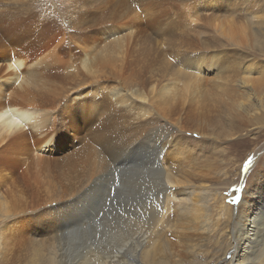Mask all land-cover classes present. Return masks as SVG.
I'll return each instance as SVG.
<instances>
[{
  "label": "rangeland",
  "instance_id": "obj_1",
  "mask_svg": "<svg viewBox=\"0 0 264 264\" xmlns=\"http://www.w3.org/2000/svg\"><path fill=\"white\" fill-rule=\"evenodd\" d=\"M8 1L0 0V5L6 6V8L0 6V19L8 20V16L6 15L7 13H11L14 6L15 8L16 6H21L20 9H25L26 14L23 15V17L26 19L24 20V18L22 17V21L19 20L17 21V23L13 22L11 24L8 23V25H10L5 26L3 28L4 31H0V42H2V39L5 40V42L7 41L8 44L12 46V48L10 47V50H7L8 53L6 54V56L11 55L12 57L13 55H16V52H10L12 50L19 51L21 58L23 57L22 59L24 60V62L26 61V64H32L36 59V63H39H35L36 65H38L36 66L37 72H39L40 70L39 73L43 71L41 75L43 74L44 76L48 75L50 77H53L52 80L54 82L56 81L55 86L59 90L65 91L70 87V90H67V93H70L69 95L65 96L67 98L64 97L57 101L59 102L58 104L56 102L54 104L41 105L42 103H39L38 105H32V107L35 108L36 113L38 112L39 117L42 116L45 122V129H47L48 131L45 132L46 130L44 129V136L42 135V133L37 131H34V134L36 132L35 135H33L32 131H25V133L20 135L21 140L23 136H26L25 138L23 137L22 143L24 144V147L28 148L30 146V149L28 148V151L21 154V171L18 174L16 173L17 175H14L16 176L15 178L14 176H11L9 181L6 180L8 182L7 184L0 186L1 193L7 190L8 193L11 192L10 194L13 195L12 196L10 194H7L8 202L14 201V199L16 198L15 196H20L22 199L20 201V208H22V212H20L19 216L16 218L19 221L18 230L21 233L15 232L13 229V225L17 226L16 221L13 222V219L8 218V216H0V264H24L23 260L18 258L14 259L13 254L15 253L17 247L16 239L19 237L18 241L26 244L24 237L28 236H23V234H25L27 231L32 232L34 229H36L34 220H30V218H28L31 217V215L34 216V214H31L29 211H27L29 210L28 204H31L30 202L32 200H36L38 198L37 193L36 196H34L32 187L39 193L40 196H43L49 188V190L52 189L50 192L59 190L62 187L63 189L64 187L66 188L67 182H65L66 184H64L63 181L72 179L78 187L77 189H74L77 191V195L80 196L82 194L81 192H84V194H82L83 196L76 199L75 204L73 205V211L75 212L74 218L79 225H77L76 227L79 228L80 231L78 230V235L79 237H81V239H78V244L76 243L80 247V249L76 251H79L78 253H76V255H78L77 257L78 259H80L84 255V251L87 250L86 245L88 243L95 245V243L101 241L103 244H105V240L111 241L112 239L115 244H120L133 231V227L137 223L143 222L144 220L148 219L149 208L153 206V202L161 200L160 196L163 193L162 191H164L163 183L166 185V177L172 181V183L169 184V190H171L169 192L173 193H169L170 195L165 198L167 210L165 211V213H163L162 217L157 218V221H159L156 222V225L148 236L150 237L152 234V237H147L148 240L145 241V245L147 246V248L150 246L149 249L155 250L152 245L154 246V243L157 242L159 243V247L162 248L163 242L165 243L166 241H170L173 249L177 252L175 253L178 255L175 256L176 261L174 262H176V264H189V262L190 264H203V261H206V264H227L232 251V244H229L230 242L227 232L233 224L234 216L237 212V204L239 202V199H241L242 197V192L248 189L255 175L260 172L261 169V172H263L264 170V108L250 107L248 111L245 110V112L240 110L239 107L241 106V104L238 102L243 101L241 93H245L246 95L243 97H249V101L251 103L252 97H255L252 94H254L257 89L261 90L264 86V0H253V3H251L250 6L247 3L241 5L240 2H242V0H235L233 1V3H235L236 5L232 7H230V5L225 2V0L222 3L220 0L216 2L209 0H130V2L129 0H122L123 2H121V0H92L90 1V4H88L90 7L92 6L91 4H93L92 8L90 9V11L92 12L85 11L84 8L82 10H79L76 7V0ZM126 1L127 4L129 3L128 7L126 6ZM11 2L13 3V7H11ZM101 2L106 3V5ZM120 4L122 5L119 6ZM102 5H104V9L105 7L107 8L104 10L102 8ZM99 6L101 8H99ZM46 7L48 8V10L46 9ZM9 8H11V10ZM93 8L95 9V11L93 10ZM97 8H99L101 12ZM35 9L36 12L34 13L33 11H35ZM107 9L109 12H112L109 13ZM45 11L46 13H44ZM47 11H50V14ZM119 11L121 12L120 14H118ZM39 12L41 13V15H39ZM114 12H116L117 14ZM47 13L48 16H46ZM102 14H107L108 16H111L112 19L115 18L113 17L115 14V16H118V18L116 17V20L113 19L114 21L111 20L112 22H110V20L103 19L104 16H102ZM97 15H101V18L100 16L95 17ZM56 17H58V20ZM94 17L97 19H95ZM45 18H47L48 20L46 19L45 21ZM52 18H54V21H56L57 24L52 20L49 25V21ZM93 18L95 19V21L93 22L95 23V26L93 28H90L89 31L88 29H86V31L83 30L81 31V33L75 31L74 29H71L75 25H72L70 23H75L78 25L86 22L87 20L88 22H91L92 20H94ZM102 21H104L105 23H103ZM234 21L238 23L237 29L233 27ZM101 22L103 25L101 24ZM59 24L60 26H58ZM98 24L100 25L96 28V25ZM225 24L226 26H228V28H226ZM66 26L72 27H70L69 29V27L67 28ZM60 27H63L64 29H61ZM205 27L207 28L203 31L202 28ZM250 27H253L254 29L250 30ZM63 30L71 32L70 34H67L69 38L72 39V41H75L74 43L76 44H74L71 39L67 38V34L63 35ZM126 30L130 31V35L124 36L123 42L126 38L127 40L125 42L129 45L126 49L128 53L125 52L126 57L124 56L123 62L119 67L120 69L116 70V72L118 71V73L110 71L109 69H105V67H108V65H105V63H101V61H98L100 62H97L96 65L98 70H102L104 68L103 71H105L107 75L104 72L103 77L101 79H98L99 83L97 82V80H90V78H88L79 68L80 57L82 56V51H80L79 45L84 43H86L84 45H93L95 43L93 46H96V44L98 43V47H100V45L103 44L104 41V39L102 38L103 32L111 31L113 35H116L115 37H122V32ZM210 30L212 33L220 37L221 41L219 46L213 48L214 51H211V48L207 47L208 45H206L203 41L207 40V38L213 35L211 32H209ZM33 31L34 33L37 32L38 34H34ZM252 31L253 34H250V32ZM124 34L125 33L123 32V35ZM86 36L88 39H90L88 40L86 38V41H84V38ZM63 38L66 39L63 40ZM79 38L82 41H80ZM129 38L130 41L128 40ZM66 40H68L69 44ZM60 42H62L63 45L60 44ZM71 44H74L75 47ZM2 45L3 44L0 43V46ZM59 47L63 49L61 50ZM162 47H165V49H163ZM26 48L28 50H26ZM63 52H66V54L64 55ZM196 53L198 54L197 56L195 55ZM2 54L3 50L0 49V55ZM66 55H69V57H67ZM6 56H0V66H2L0 67V71L3 70L2 68L4 67L3 64L5 61L4 57ZM74 57L77 58L75 62ZM71 58L73 59L72 64L71 62H69ZM39 59L42 60L40 61ZM44 59H46L47 64L50 61L48 67L47 64L44 63ZM26 64L23 65V68L26 67ZM50 64L51 68H49ZM52 64L54 67L52 66ZM208 64H210L211 66ZM70 66H72L73 68L75 67L74 70L76 71V76L72 75L73 78H71L72 76L67 73V68ZM246 66L250 67L248 68V70H250L249 74L245 71L242 72V68ZM52 67L55 69H53ZM164 67L165 69H163ZM215 69L220 70L219 73L223 78H228L227 80L229 81L235 79H238L239 81L242 80L245 85V88L241 86L236 87V85L235 87H233L234 85L232 84L231 86L229 85L231 87L229 88L230 91H233V88L234 90H236V92L239 93V95H241V97H236L233 103H231L229 115L230 122L228 124H224L225 127H227L226 125L229 124L233 125H230L231 128L230 130H228V132H230H227L229 135L225 134L223 131L222 132L224 134H222L221 132L218 135H209L208 133H206V130H204V126L208 121L212 119V115L216 114L219 111L217 104L215 105L214 101L209 98L211 95L207 96L209 90L208 87H210V71ZM168 71L169 74H171V77L167 75L168 73L166 72ZM158 74L159 76H157ZM161 74L164 80L166 78L173 79L176 77L179 80H182L186 75L188 76V79L186 80L187 77H185L184 82L189 81V88H191V85L194 84L201 89L202 93L206 91V95L203 94L204 97L202 96L203 100L200 101L199 107H196L195 104L191 101L185 103L186 105L184 104L174 106L172 108L173 110H169L170 114L166 113V115L164 116L165 122H163V117H160L158 114L152 112L153 106L149 103L150 96L148 91L151 86L155 85L158 87L160 82L164 81L162 78H160ZM164 74L166 76H164ZM109 76L111 77L110 79ZM242 76L247 77L245 79H242ZM69 78L72 80L71 83L73 85L69 83ZM77 78L80 79L78 80ZM153 79L158 80V83H156L157 81L155 82ZM81 80L83 83L81 82ZM244 80H246V82H244ZM101 81L103 82V84ZM91 82L93 83L91 84ZM149 84L150 87H148ZM66 85L68 86V88H66ZM101 85H103V87ZM95 87L97 91H95ZM247 88H251V91H248ZM84 91H86V94L84 93ZM129 91L136 94V98L140 99V101L136 100V102H134L135 99H130L127 94V92ZM111 93H113L114 95ZM82 94L85 95L83 96ZM74 95L77 97V99L76 97L72 98V96ZM117 96H120L124 99L128 98V100H131V102L133 101L132 105L134 111H136L137 109L138 111L147 110V120L149 118L150 119L146 123H144L143 126H136L135 121H130L132 119H135L134 116L127 118L124 117V112L113 102V98H116ZM107 97L109 99H107ZM46 105L47 107H45ZM144 107H146L145 110ZM41 109L43 111H41ZM102 112H104V114ZM227 112L228 111L223 112V116H225V119L227 117ZM114 117L118 118L115 119ZM166 117L168 118V120ZM97 121H99V123ZM118 121H120V123ZM122 122L124 123V125L121 124ZM117 123L120 125H118ZM99 124L101 127L99 126ZM166 125L168 127H165ZM48 128H50V130ZM105 128L108 129L106 130ZM151 128L154 131H152ZM100 130H102L103 132ZM93 131L94 133H92ZM114 131L115 134H113ZM104 132L106 134H104ZM131 132L134 133L132 134ZM151 132L153 134H164L166 137H168V142L165 141L164 135L163 139L158 140L157 142H140L141 139H144L146 138V136L152 134ZM30 134L32 137L30 136ZM38 134H40V136ZM95 134L97 136L100 134V137L97 138ZM91 136H93V138ZM94 136L96 138V141ZM175 137L180 139V144L182 143V146L183 144H187V146L191 147L192 151H194L193 155L196 156L197 160H192L191 163L186 161L185 165H180L179 167L178 165H176L177 161L170 158L171 154L174 151L173 149L175 148L172 141ZM32 138L33 140H35V142H33ZM115 138L119 140H115ZM137 138L140 139L138 140ZM36 139L38 140L36 141ZM97 139L100 141H98ZM161 141L166 142L165 145H163L164 147H159ZM128 143H130L131 145ZM101 144L106 146L103 147ZM84 145L87 148H85ZM9 146L16 148V144H9ZM42 146L47 147L46 149H50V153L41 151L39 147ZM0 147V149H2L3 145H0ZM27 148L25 149L27 150ZM98 148H101V151ZM162 148L164 149L163 154L169 158L168 164L167 161L164 162L168 165L167 166L166 164H164V166L166 165V167L160 164L157 154L153 151V149ZM80 149H82L81 152L79 151ZM34 151H37L38 153L36 152L37 154H35ZM30 152H32V154H30ZM40 152L43 154L41 155ZM17 153L18 152L15 151L11 153L12 155H10L13 156ZM39 153L46 159L44 160V158H41V156H39ZM79 153L83 155L81 156ZM84 153L86 156L84 155ZM47 154L49 155L48 157ZM77 155H80L81 158H84L85 160L82 162V160L79 158L80 156L78 157ZM98 156L99 158L96 159V157ZM102 156L106 157L108 161L110 160L111 164L108 161H105V163L108 165H103V163H101L102 159H100L102 158ZM36 157L41 158V160L37 159ZM62 157L65 160L62 159ZM91 157H93L92 160H90ZM68 159L72 162L69 163ZM93 159H95L96 162H94ZM66 160L68 162H66ZM53 161H55V163ZM92 161L93 163H98V161L100 162L98 164L92 165L91 163H89ZM62 162L63 164H68L63 165L61 164ZM58 163H60L61 168ZM89 165H92V167L95 166L96 168L98 167V165H100V169L106 166V169L103 168L100 171L99 167L97 169L94 167L95 169H93ZM101 165L103 167H101ZM69 166H71L70 170L73 168V171L71 170L73 173H70ZM66 167L69 170V172H66L68 175L64 173L65 171H68L66 170ZM85 170L86 172H84ZM104 170L109 172H107L106 174V171ZM0 171L4 172V169ZM7 171L9 170L7 169ZM185 171L187 172L186 174ZM20 176H23L22 178L25 179L19 178ZM75 176L77 177L75 178ZM17 177L18 179H16ZM151 178L154 179L152 180ZM15 179L16 181H14ZM26 179L28 181L27 183L24 182L26 181ZM58 182L60 184L63 183L65 186L63 184L60 185ZM12 184L15 185L12 186ZM10 187L12 188V191L8 190ZM41 190H43L44 192ZM16 191L17 193H14ZM63 194L65 195L64 191L61 194L62 200H64L65 196H67V194L65 196ZM84 195L86 196L84 197ZM149 197H151L152 199ZM145 199H147L148 201ZM142 200H145L143 201L145 203H143ZM196 201L198 202L196 203ZM1 202L2 199L0 197V203ZM41 202L43 203L42 199ZM50 204H47L46 207H50ZM141 205L143 206L141 207ZM146 207L147 209H145ZM196 207H199V209H196ZM78 209L80 212H78ZM143 216L146 218H144ZM123 217L125 218L123 219ZM119 220L120 222L122 221V224L119 222ZM124 221L126 223H124ZM105 222L106 224H104ZM91 225H94L95 227ZM120 227L122 229H120ZM103 228L108 231H105ZM102 231H104L105 233ZM139 233L141 234V232ZM98 234H100V236ZM161 235L163 236V238L161 237ZM82 240H85L86 243H84L85 241L83 242ZM81 242L82 244H80ZM124 243L126 242L124 241ZM81 248H84V251L81 250ZM165 261L167 262V264L174 263L169 260L167 261V259ZM140 264L146 263L145 261L141 260Z\"/></svg>",
  "mask_w": 264,
  "mask_h": 264
},
{
  "label": "bare ground",
  "instance_id": "obj_2",
  "mask_svg": "<svg viewBox=\"0 0 264 264\" xmlns=\"http://www.w3.org/2000/svg\"><path fill=\"white\" fill-rule=\"evenodd\" d=\"M3 1V0H1ZM5 1V0H4ZM8 1V0H6ZM19 1V0H18ZM28 1V0H27ZM41 1V0H40ZM44 1V0H43ZM90 1L92 0H76V7L79 10H82L84 8L85 11H90V9L92 8L93 4H91L92 6L90 7L88 4H90ZM107 1V0H106ZM118 1V0H116ZM142 1V0H141ZM161 1V0H160ZM209 1H219V0H209ZM221 3L224 0H220ZM233 1L235 0H225L226 3H228L230 5V7L235 6L236 4L233 3ZM238 1V0H237ZM9 2V1H8ZM121 2H123L121 0ZM130 2V0H129ZM140 2V1H139ZM4 3V2H3ZM7 3V2H6ZM21 3V1H20ZM23 3V2H22ZM73 3V2H72ZM103 4L106 5V3L101 2ZM100 3V4H101ZM135 3V2H134ZM192 3V2H191ZM247 3L249 4V6L251 5V3H253V0H242V2H240V4H244ZM99 4V5H100ZM127 4V1H126ZM129 4V3H128ZM128 4L126 5L128 7ZM133 4V3H132ZM13 3L11 2V7ZM114 5V4H113ZM122 4H120L119 6H121ZM239 5V3H238ZM1 6V5H0ZM10 6V5H9ZM19 6V5H18ZM37 6V5H36ZM48 6V5H47ZM70 6V5H69ZM96 6V5H95ZM101 6V5H100ZM99 6V8H101ZM1 7H5L6 6H1ZM24 7V6H23ZM98 7V6H97ZM19 8V9H18ZM20 7H17L12 9L11 13H7L6 16H8V20H3L0 19V31H4V27L8 25V23H13L17 21H22V17L23 15L26 14L25 9H20ZM33 8V7H32ZM43 8V7H42ZM97 8V9H99ZM102 8L104 9V5H102ZM107 7H105L106 9ZM115 8V7H114ZM126 8V7H125ZM236 8V7H235ZM11 10V8H9ZM31 9V8H30ZM44 9V8H43ZM46 9L48 10V8L46 7ZM102 9V11H103ZM104 9V10H105ZM110 9V7H109ZM229 9V8H228ZM234 9V8H233ZM2 10V9H1ZM71 10V9H70ZM93 10L95 11V9L93 8ZM100 10V9H99ZM98 10V11H99ZM115 10V9H114ZM117 10V9H116ZM9 11V10H8ZM7 11V12H8ZM42 11V10H41ZM52 11V9H51ZM73 11V10H72ZM108 11V9H107ZM106 11V12H107ZM133 11V10H132ZM204 11V10H203ZM208 11V10H207ZM6 12V11H5ZM10 12V11H9ZM34 13L36 12L33 11ZM48 12V11H47ZM50 12V11H49ZM48 12V13H49ZM80 12H84V11H80ZM101 12V10H100ZM105 12V13H106ZM109 12V11H108ZM107 12V13H108ZM112 12V11H111ZM109 12V13H111ZM201 12V11H200ZM40 13V12H39ZM43 13V12H42ZM46 13V11L44 12ZM48 13L46 16H48ZM55 13V12H54ZM53 13V14H54ZM72 13V12H71ZM77 13V12H76ZM86 13V12H85ZM88 13V12H87ZM96 13V12H95ZM116 13V12H114ZM121 12L119 11L118 14H120ZM195 13V12H194ZM38 14V13H36ZM50 14V13H49ZM56 14V13H55ZM81 14V13H80ZM83 14V13H82ZM97 14V13H96ZM95 14V15H96ZM101 14V13H100ZM117 14V13H116ZM125 14V13H124ZM208 14V13H207ZM41 15V13L39 14ZM77 15V14H76ZM79 15V12H78ZM113 15V14H112ZM213 15V14H212ZM33 16V15H32ZM37 16V15H35ZM53 16V15H52ZM63 16V15H62ZM81 16V15H80ZM88 16V15H87ZM101 15H97L95 17H98ZM102 16H104L103 19L106 20H110V22H112L111 20L115 19L116 17L118 18V16H114L115 18L112 19L111 16H108L107 14H102ZM120 16V15H119ZM31 17V16H30ZM61 17V15H60ZM71 17V16H70ZM74 17V16H73ZM84 17V16H82ZM93 17V16H92ZM94 17V18H95ZM1 18V17H0ZM24 18V17H23ZM33 18V17H32ZM44 18V17H43ZM48 18V17H47ZM45 18V21L46 19ZM58 20V17H56ZM64 18V17H63ZM66 18V17H65ZM88 18V17H87ZM93 18V19H94ZM122 18V17H121ZM26 18H24L25 20ZM40 19V18H39ZM74 19V18H73ZM89 19V18H88ZM92 19V18H91ZM97 19V18H95ZM94 20H92L91 22H88V20L86 22H83L81 24H73L70 23L73 26V28L75 31L77 32H81L83 30L86 31V29L93 28L95 26V23H93ZM194 19V18H193ZM230 19V17H229ZM31 20V19H29ZM28 20V22H29ZM37 20V19H36ZM42 20V19H41ZM40 20V21H41ZM48 20V19H47ZM50 20V19H49ZM54 21V18H52L49 21V25L51 21ZM56 20V19H55ZM63 20V19H62ZM67 20V19H66ZM100 20V19H98ZM123 20V19H122ZM35 21V20H34ZM97 21V20H96ZM114 21V20H113ZM192 21V20H191ZM231 21V20H230ZM56 24L57 22L54 21ZM64 22V21H63ZM100 22V21H99ZM103 23H105L104 21H102ZM101 22V24H102ZM19 23V22H18ZM24 23V22H23ZM32 23V22H31ZM41 23V22H40ZM62 23V22H61ZM69 23V22H68ZM98 23V22H97ZM108 23V22H106ZM194 23V22H193ZM225 23V22H224ZM227 23V22H226ZM230 23V22H229ZM9 24V25H10ZM29 24V23H28ZM45 24V22H44ZM54 24V25H56ZM186 24V23H185ZM8 25V26H9ZM26 25V24H25ZM24 25V26H25ZM38 25V24H37ZM48 25V26H49ZM53 25V24H51ZM67 25V24H66ZM100 24L96 25V28L99 27ZM103 25V24H102ZM211 25V24H210ZM231 25V24H230ZM12 26V25H11ZM31 26V25H30ZM43 26V25H42ZM46 26V25H45ZM60 26V24L58 25ZM63 26V25H61ZM194 26V25H193ZM205 26V25H204ZM226 26V24H225ZM13 27V26H12ZM19 27V26H18ZM28 27V26H27ZM52 27V26H51ZM67 27V26H66ZM69 27V26H68ZM67 27V28H68ZM72 27V26H70ZM69 27V29H70ZM197 27V25H196ZM199 27V26H198ZM213 27V25H212ZM233 27L234 28H238V23L236 21L233 22ZM241 27V26H240ZM33 28V27H32ZM61 28V27H60ZM65 28V29H67ZM103 28V27H102ZM194 28V27H193ZM202 28L203 31L206 29ZM226 28H228V26H226ZM17 29V28H16ZM61 29H64L63 27ZM111 29V28H110ZM126 29V27H125ZM254 29L253 27H250V30ZM8 30V29H6ZM5 30V31H6ZM200 30V29H199ZM213 30V29H212ZM11 31V30H10ZM9 31V32H10ZM16 31V30H15ZM64 31V30H63ZM70 31V30H69ZM96 31V30H95ZM202 31V32H203ZM216 31V30H215ZM18 32V31H17ZM30 32V31H29ZM65 32V33H64ZM63 32L64 34L67 33H71V32H67V30H65ZM93 32V31H92ZM115 32V31H114ZM117 32V31H116ZM122 32V31H121ZM120 32V33H121ZM123 32L125 33L123 35ZM122 32V37H115L116 35H113V33L111 31H105L102 33V38L104 39L103 44L100 45V47H98V43L96 41V46L93 45H84L81 44L79 45V49L80 51H82V56L80 57V64H79V68L82 70V72L88 77L90 78V80H97L101 79L103 77V73L105 71L102 70H98L97 68V62L101 61V63H105V65L107 64L108 67H105V69H109L110 71H114L116 72L117 69H120L119 67L121 66L122 62H123V58L125 56V52L128 53V51H126V49L128 48V43L126 44V38L124 39L123 42V38L124 36H129L130 35V31L126 30ZM199 32V31H198ZM211 32V30L209 31ZM14 33V32H13ZM22 33V32H21ZM34 33V31H33ZM74 33V32H73ZM82 33V32H81ZM132 33V31H131ZM200 33V32H199ZM212 33V32H211ZM2 34V33H1ZM26 34V33H25ZM34 34H38L37 32ZM33 34V35H34ZM76 34V32H75ZM96 34V33H95ZM213 35H211L209 38H207V40H203L204 43L206 45H208L207 47L211 48V51H214L213 48H216L217 46L220 45V37H218L217 35H215L214 33H212ZM223 34V33H221ZM250 34H253V31L250 32ZM16 35V34H15ZM88 35V34H87ZM91 35V34H90ZM225 35V34H223ZM21 36V35H20ZM24 36V35H23ZM27 36V35H26ZM30 36V35H29ZM68 36V34H67ZM94 36V35H93ZM98 36V35H96ZM101 36V35H100ZM99 36V37H100ZM66 37V36H65ZM80 37V36H79ZM82 37V36H81ZM90 37V36H89ZM10 38V37H9ZM33 38V37H32ZM69 38V36L67 37ZM84 38V37H83ZM87 36L83 39L84 41H86ZM24 39V38H23ZM66 39V38H65ZM63 38V40H65ZM71 39V38H69ZM77 39V38H76ZM80 39V38H79ZM78 39V40H79ZM88 39V38H87ZM90 39V38H89ZM88 39V40H89ZM97 39V37H96ZM101 39V38H100ZM99 39V40H100ZM102 39V40H103ZM27 40V39H26ZM94 40V39H93ZM92 40V41H93ZM101 40V42H102ZM130 41V38L128 39ZM200 40V39H199ZM2 42H0L1 44H3L2 46H0V49L3 50V54L0 56H6V54L8 53L7 50H10V47L12 48V46L10 44H8V42L5 40H2ZM67 43L69 44L68 40H66ZM72 41V39H71ZM80 41H82L80 39ZM79 41V42H80ZM128 41V42H129ZM135 41V40H134ZM202 41V42H203ZM64 42V41H62ZM62 42H60V44H62ZM73 43L75 42L74 40L72 41ZM28 43V42H27ZM31 43V42H30ZM81 43V42H80ZM89 43V42H88ZM100 43V42H99ZM131 43V42H130ZM137 43V42H136ZM76 44V43H74ZM74 44H71L74 46ZM167 44V43H166ZM33 45V44H32ZM63 45V44H62ZM65 45V44H64ZM78 45V44H77ZM133 45V44H132ZM164 45V44H163ZM161 45V46H163ZM67 46V45H66ZM160 46V47H161ZM62 47V46H61ZM64 47V46H63ZM70 47V46H69ZM75 47V46H74ZM78 47V46H77ZM28 48V47H27ZM26 48V50H28ZM60 48V47H59ZM163 48V47H162ZM61 49V48H60ZM59 49V50H60ZM63 49V48H62ZM61 49V50H62ZM65 49V48H64ZM76 49V48H74ZM137 49V48H135ZM161 49V48H160ZM165 49V47L163 48ZM133 50V49H132ZM54 51V50H53ZM65 51V50H63ZM75 51V50H74ZM79 51V53H80ZM11 53L16 52L15 54L17 55H13L11 57V55L4 57L5 61L3 64V70L0 71V145H3L2 149H0V167L2 169H4V172L0 171V186L7 184L10 179L11 176H14L16 173L18 174L21 169V154L28 151V148L30 149V146L24 147L22 140L20 139V135L25 133V131H32L33 135L34 131L40 132L42 133V135L44 134V131L47 132L48 130L45 129V122L41 117H39L38 112L36 113V110L34 107H32V105H38L39 103L43 104H54L57 101H59L61 98H64L65 96L69 95L70 92L67 93V90H70V87L68 88V86L66 88H68L65 91L59 90L56 86L55 83L52 80L53 77L50 76H44L43 74L41 75V73L43 71L40 72V68L38 69L39 72H37V68L36 61L33 65L32 64H26L24 62V60L21 58L20 56V52L19 51H10ZM49 52V51H48ZM44 53V52H43ZM57 53V51H56ZM55 53V54H56ZM61 53V52H59ZM64 53V52H63ZM66 54V52L64 53V55ZM27 55V54H26ZM43 55V54H42ZM54 55V54H53ZM196 56L198 55L197 53L195 54ZM221 55V54H220ZM52 56V55H50ZM49 56V57H50ZM67 56V55H66ZM230 56V55H229ZM245 56V55H244ZM43 57V56H42ZM69 57V55L67 56ZM77 57V56H76ZM126 57V56H125ZM38 58V57H37ZM75 58V57H74ZM210 58V57H209ZM230 58V57H229ZM25 59V58H24ZM50 59V58H49ZM70 59V58H69ZM77 58L74 59V62L76 61ZM40 60V59H39ZM38 60V62H39ZM42 60V59H41ZM40 60V61H41ZM79 60V59H78ZM43 61H45L44 63L47 64L46 59H44ZM73 59L71 58V60L69 62H71L72 64ZM228 61V60H227ZM36 63V64H35ZM50 63V61H49ZM48 63V64H49ZM53 63V62H52ZM55 63V61H54ZM100 63V62H98ZM1 64V65H2ZM26 64V67L23 68V65ZM47 64V67H48ZM200 64V63H199ZM56 65V64H55ZM76 65V64H74ZM210 65V64H208ZM42 66V65H41ZM53 66V64H52ZM101 66V65H100ZM123 66V65H122ZM144 66V65H143ZM211 66V65H210ZM236 66V65H235ZM2 67V66H0ZM54 67V66H53ZM52 67V68H53ZM56 67V66H55ZM226 67V65H225ZM229 67V65H228ZM238 67V66H237ZM240 67V66H239ZM44 68V67H42ZM51 68V64L50 67ZM75 68V67H74ZM74 68L72 66L67 68V73L72 76L75 75L76 76V71L74 70ZM197 68V67H196ZM211 68V67H210ZM231 68V67H230ZM242 68V67H241ZM248 68L250 67H244L242 68V72H246L249 74ZM55 69V68H53ZM165 69V67L163 68ZM209 69V68H208ZM44 70V69H42ZM108 70V71H109ZM169 70V69H168ZM197 70V69H196ZM195 70V71H196ZM190 71V70H189ZM220 70L215 69L210 71L211 73V78L210 79V87L207 93V96H210L209 98L214 101L215 105L217 104V107L219 109V111L216 114L212 115V119L210 121L207 122V124L204 126V130H206V133H208L209 135H218L219 133H221L222 131L229 135L228 130H230L231 124L226 125L227 127H225L224 124H228L230 122V106L231 103H233V101L235 100L236 97H241L242 95V99L243 101H238L241 106L239 107L241 111H245L251 107H258V108H264V86L263 88L259 91L258 89L255 91L254 95L255 97H252L251 99V103L249 101V97H243L246 94L245 93H241V95H239L238 92H236V90H234L232 88L233 91H230L229 88H231V84L234 85L233 87L237 86H241L245 88V85L243 83V81H239L238 79L235 80H227L225 78H223L220 73ZM241 71V70H240ZM63 72V71H62ZM66 72V71H65ZM120 72V70H119ZM194 72V71H193ZM201 72V71H200ZM206 72V71H205ZM118 73V71L116 72ZM115 73V74H116ZM161 73V72H160ZM168 73L167 75L170 76L171 74H169V71L166 72ZM105 74L107 75V73L105 72ZM114 74V73H113ZM78 75V74H77ZM110 75V74H109ZM185 75V74H184ZM105 76V75H104ZM159 76V74L157 75ZM164 76H166L164 74ZM80 77V76H79ZM155 77V76H154ZM171 77V76H170ZM186 80L188 79V76L185 75ZM184 77V78H185ZM242 79H245L247 76H242ZM73 78V76L71 77ZM86 78V77H85ZM84 78V79H85ZM111 77L109 76V79ZM113 78V75H112ZM153 78V77H152ZM157 78V77H156ZM159 78V77H158ZM162 74H161V77ZM184 78L182 80H179L177 77L170 79V78H166L163 82H160V84L157 86L153 85L150 87V84L148 87L149 88V103L153 106V111L155 114H158L160 117L164 118L165 122V115L166 113L170 114V109H172L174 106H179V105H184L185 103L191 101L195 104L196 107H199V103L202 99V96L204 97L203 94H205L204 90L202 93L201 89L197 87V85L192 84L191 88H189L190 84L189 81L184 82ZM55 79V78H54ZM70 79V78H69ZM78 80L80 78H77ZM131 79V78H130ZM191 79V78H190ZM197 79V78H196ZM88 80V79H87ZM154 80V79H153ZM160 80V79H159ZM185 80V81H186ZM67 81V80H66ZM71 79H70V84L71 83ZM156 83H158V80H154ZM162 81V80H161ZM68 82V81H67ZM77 82V81H76ZM82 82V80H81ZM96 82V83H97ZM102 82V81H101ZM114 82V80H113ZM152 82V81H151ZM150 82V83H151ZM191 82V80H190ZM244 82H246V80H244ZM80 83V82H79ZM83 83V82H82ZM93 82H91L92 84ZM99 83V82H98ZM154 83V82H153ZM152 83V84H153ZM103 84V82H102ZM111 84V83H109ZM73 85V84H72ZM106 85V83H105ZM104 85V86H105ZM230 85V86H229ZM100 86V85H99ZM103 87V85H101ZM78 87V86H77ZM108 88V86H107ZM72 89V87H71ZM74 89V88H73ZM96 89V87H95ZM105 89V88H104ZM103 89V90H104ZM75 90V89H74ZM101 90V89H100ZM99 90V91H100ZM248 91H251V88H247ZM97 91V89L95 90ZM116 91V90H115ZM114 91V92H115ZM72 92V91H71ZM78 92V91H76ZM86 91H84L85 93ZM120 92V91H119ZM91 93V92H89ZM126 93V92H125ZM86 94V93H85ZM85 94H82L83 96ZM93 94V93H92ZM113 94V93H111ZM128 97L130 99H135L134 102H136V100L140 101V99L136 98V94H134L133 92H127ZM114 95V94H113ZM121 95V94H120ZM126 95V94H125ZM206 95V94H205ZM81 96V95H80ZM79 96V97H80ZM88 96V95H86ZM91 96V95H89ZM76 97L75 95L72 96V98ZM112 97V95H111ZM67 98V97H65ZM83 98V97H82ZM93 98V97H92ZM77 99V97H76ZM106 99V98H105ZM107 99H109L107 97ZM113 102L115 103L116 106H118L124 113L123 116L124 117H131L134 116V120H130L135 121V125L140 127L141 125L143 126L144 123H146L147 117H148V111H138V109L136 111H134L133 109V105L131 100L124 99L120 96H117L116 98H113ZM63 101V100H62ZM111 101V100H110ZM142 101V100H141ZM144 101V100H143ZM107 102V101H106ZM112 102V101H111ZM59 102H57L58 104ZM62 103V102H60ZM106 104V103H105ZM111 104V103H110ZM137 104V103H136ZM60 105V104H59ZM112 105V104H111ZM139 105V103H138ZM145 105V104H144ZM147 105V104H146ZM150 105V106H151ZM186 105V104H185ZM47 107V105L45 106ZM115 107V106H114ZM136 107V106H135ZM148 107V106H147ZM41 108V107H40ZM49 108V105H48ZM140 108V107H139ZM146 107H144L145 110ZM39 109V107H38ZM37 109V110H38ZM116 109V108H115ZM142 109V108H141ZM228 109V110H227ZM255 109V108H254ZM51 110V109H50ZM53 110V109H52ZM140 110V109H139ZM149 110V109H148ZM170 110V111H169ZM173 110V109H172ZM41 111H43L41 109ZM46 111V110H44ZM48 111V110H47ZM102 111V110H101ZM110 111V110H109ZM121 111V113H122ZM151 111V110H150ZM169 111V112H168ZM224 111H228L227 112V117L225 119V116H223V112ZM52 112V111H49ZM100 112V111H99ZM106 112V111H105ZM111 112V111H110ZM119 112V111H118ZM246 112V111H245ZM47 113V112H46ZM104 114V112H102ZM120 113V112H119ZM118 113V114H119ZM114 114V113H113ZM152 114V113H150ZM167 114V115H168ZM225 114V113H224ZM252 114V113H251ZM43 115V114H42ZM47 115V114H46ZM109 115V114H108ZM117 115V114H116ZM115 115V116H116ZM104 116V115H103ZM153 116V115H152ZM151 116V117H152ZM60 117V116H59ZM100 117V116H99ZM106 118V117H105ZM109 118V116H108ZM111 118V117H110ZM115 118V117H114ZM118 118V117H117ZM115 118V119H117ZM120 118V116H119ZM123 118V117H122ZM121 118V119H122ZM124 118V119H126ZM167 118V117H166ZM100 119V118H99ZM107 119V118H106ZM120 119V120H121ZM102 120V119H101ZM109 120V119H108ZM107 120V121H108ZM114 120V119H113ZM129 120V119H128ZM156 120V119H155ZM163 120V119H162ZM168 120V118H167ZM170 120V119H169ZM103 121V120H102ZM106 121V122H107ZM122 121V120H121ZM99 123V121H97ZM117 122V121H116ZM120 123V121H118ZM124 122V120H123ZM121 123L124 125V123ZM156 122V121H155ZM169 122V121H168ZM94 123V122H93ZM101 123V122H100ZM105 123V122H104ZM150 123V122H149ZM154 123V122H153ZM96 124V123H95ZM118 124V123H117ZM151 124V123H150ZM160 124V123H159ZM166 124V123H165ZM172 124V123H170ZM51 125V124H50ZM107 125V124H106ZM120 125V124H118ZM132 125V124H131ZM155 125V124H154ZM174 125V124H173ZM231 125V126H230ZM91 126V125H90ZM97 126V125H96ZM100 126V124H99ZM98 126V127H99ZM116 126V125H115ZM129 126V125H128ZM146 126V125H145ZM149 126V125H148ZM87 127V126H86ZM94 127V126H93ZM101 127V126H100ZM103 127V126H102ZM106 127V126H105ZM120 127V126H119ZM127 127V126H126ZM133 127V126H132ZM153 127V126H152ZM162 127V126H161ZM165 127H168L167 125ZM51 128V127H50ZM50 128H48L50 130ZM54 128V126H53ZM91 128V127H90ZM95 128V127H94ZM157 128V127H156ZM154 128V129H156ZM170 128V127H169ZM45 129V130H44ZM52 129V128H51ZM87 129V128H86ZM103 129V128H102ZM106 129V128H105ZM104 129V130H105ZM108 129V128H107ZM106 129V130H107ZM111 129V128H110ZM119 129V128H118ZM121 129V128H120ZM152 129V128H151ZM235 129V128H233ZM53 130V129H52ZM122 130V129H121ZM170 130V129H169ZM102 131V130H100ZM109 131V130H108ZM116 131V130H115ZM115 131L113 134H115ZM129 131V130H128ZM133 131V130H132ZM145 131V130H144ZM152 131H154L152 129ZM156 131V130H155ZM167 131V130H166ZM103 132V131H102ZM119 132V131H118ZM143 132V131H142ZM158 132V131H157ZM222 132V134H224ZM228 132V133H227ZM30 133V132H29ZM67 133V131H66ZM90 133V132H88ZM94 133V131L92 132ZM99 133V131H98ZM97 133V134H98ZM101 133V132H100ZM110 133V132H109ZM129 133V132H128ZM132 133V132H131ZM134 133V132H133ZM132 133V134H133ZM152 133V132H151ZM155 133V132H154ZM172 133V132H171ZM32 134V133H31ZM30 134V136H31ZM104 134H106L104 132ZM159 134V133H157ZM150 134L148 136H146V138L141 139V141L143 142H149V141H153V142H157L158 140L163 139V135L162 134ZM232 134V133H231ZM230 134V135H231ZM29 135V134H28ZM40 136V134H38ZM56 135V134H55ZM88 135V134H86ZM93 135V134H92ZM96 135V134H95ZM119 135V134H118ZM121 135V133H120ZM154 135V136H151ZM157 135V136H155ZM173 135V134H172ZM171 135V136H172ZM233 135V134H232ZM29 136V137H30ZM44 136V135H43ZM97 136V135H96ZM102 136V135H101ZM138 136V133H137ZM26 137V136H25ZM24 137V138H25ZM32 137V136H31ZM87 137V136H86ZM93 138V136H91ZM100 137V134L97 136V138ZM105 137V136H104ZM112 137V136H111ZM130 137V136H129ZM132 137V136H131ZM140 137V135H139ZM177 137V136H176ZM174 138L173 141V145L175 146V148L172 150L173 153L171 154L170 158L177 161L176 165H178V167L180 165H185L186 161H188L189 163H191L192 160H197L196 156H194V151H192L191 147L187 146V144H180V139L178 138ZM219 137V136H218ZM37 138V137H36ZM95 138V136H94ZM103 138V137H101ZM106 138V137H105ZM122 138V137H121ZM120 138V139H121ZM127 138V136H126ZM125 138V139H126ZM134 138V137H133ZM167 138L164 135V139L165 141H167ZM186 138V137H185ZM217 138V137H216ZM39 139V138H38ZM36 139V141L38 140ZM85 139V138H84ZM110 139V138H109ZM117 138H115L116 140ZM138 139V138H137ZM140 139V138H139ZM138 139V140H139ZM172 139V138H171ZM33 140V138H32ZM93 140V139H92ZM98 140V139H97ZM105 140V139H104ZM119 140V139H117ZM127 140V139H126ZM170 140V139H169ZM28 141V140H27ZM96 141V138H95ZM94 141V142H95ZM100 141V140H98ZM97 141V142H98ZM102 141V140H101ZM109 141V140H108ZM124 141V139H123ZM128 141V140H127ZM130 141V140H129ZM134 141V140H133ZM132 141V142H133ZM165 141H161L160 146L165 145ZM33 142H35V140H33ZM80 142V140H79ZM96 142V143H97ZM168 142V141H167ZM170 142V141H169ZM32 143V142H31ZM84 143V142H81ZM101 143V142H99ZM112 143V142H111ZM120 143V142H119ZM9 144L14 145L16 144V148L9 146ZM46 144V143H45ZM90 144V143H89ZM95 144V143H94ZM105 144V143H104ZM126 144V143H124ZM130 144V143H128ZM149 144V143H148ZM93 145V143H92ZM103 147H105L103 144H101ZM131 145V144H130ZM9 146V147H8ZM46 146V145H45ZM85 146V145H84ZM110 146V145H109ZM113 146V145H112ZM120 146V145H118ZM149 146V145H147ZM60 147V146H59ZM97 147V146H96ZM111 147V146H110ZM138 147V146H137ZM142 147V146H141ZM164 147V146H163ZM1 148V147H0ZM27 148V150L25 149ZM41 151L43 152H47L50 153V149H46L47 147H39ZM75 148V147H74ZM81 148V147H80ZM85 148H87L85 146ZM92 148V147H91ZM156 148V146H155ZM158 148V147H157ZM73 149V148H72ZM89 149V148H88ZM93 149V148H92ZM99 149V148H98ZM97 149V150H98ZM101 149V148H100ZM99 149V150H100ZM130 149V147H129ZM150 149V148H149ZM82 149H80L79 151L81 152ZM85 150V149H84ZM112 150V149H111ZM145 150V149H144ZM148 150V149H147ZM152 150V149H151ZM163 148L162 149H153V151L157 154L158 158H159V162L161 165L164 166L165 161H167V164L169 162V158L163 154ZM17 151L18 153L11 156L12 152ZM31 151V150H30ZM54 151V150H53ZM71 151V150H70ZM74 151V150H73ZM94 151V150H91ZM101 151V150H100ZM106 151V150H105ZM33 152V151H32ZM32 152H30V154H32ZM37 151H34L35 154ZM76 152V151H75ZM84 152V151H83ZM108 152V151H107ZM113 152V151H112ZM41 153V152H40ZM39 156H41L43 153H41ZM66 153V152H65ZM77 153V152H76ZM87 153V152H85ZM84 153V155H85ZM100 153V152H99ZM11 154V155H10ZM34 154V155H35ZM81 155V153H79ZM98 154V153H97ZM103 154V151H102ZM101 154V155H102ZM64 155V154H63ZM76 155V154H75ZM79 155V156H80ZM83 155V154H82ZM81 155V156H82ZM100 155V156H101ZM106 155V154H105ZM155 155V154H154ZM38 156V157H39ZM45 156V155H44ZM49 155L47 154V157ZM65 156V155H64ZM78 156V155H77ZM78 156V157H79ZM81 156L79 157L82 162L85 160L84 158H81ZM86 156V155H85ZM88 156V154H87ZM107 156V155H106ZM111 156V155H110ZM46 157V156H45ZM68 157V156H67ZM65 157V158H67ZM116 157V156H115ZM37 158V157H36ZM41 158H44L43 156H41ZM41 158H37L39 160H41ZM55 158V156H54ZM93 157L90 158V160H92ZM99 158L96 157V159ZM113 158V157H112ZM46 158H44L45 160ZM50 159V158H49ZM62 159H64L62 157ZM72 159V158H71ZM89 159V158H86ZM102 159L103 165H108L105 163V161L107 162L108 159L106 157L100 158ZM155 159V158H154ZM43 160V159H42ZM65 160V159H64ZM78 160V159H77ZM51 161V160H50ZM60 161V160H59ZM63 161V160H62ZM69 161V159H68ZM66 160V162H68ZM75 161V160H74ZM94 162L95 159H93ZM91 163L92 165L94 164H98L100 161H98V163ZM42 162V161H41ZM45 162V161H44ZM47 162V161H46ZM55 163V161H53ZM72 161H69V163H71ZM110 164V160L108 161ZM116 162V161H115ZM172 162V161H171ZM195 162V161H194ZM26 163V161H25ZM79 163V162H78ZM88 163V160H87ZM24 164V163H23ZM50 164V163H49ZM52 164V163H51ZM57 164V163H56ZM60 165V163H58ZM63 164V162L61 163ZM68 164V163H65ZM63 164V165H65ZM77 164V163H76ZM83 164V163H82ZM80 164V165H82ZM86 164V162H85ZM84 164V165H85ZM166 164V165H167ZM174 164V163H173ZM25 165V164H24ZM53 165V164H52ZM58 165V167H59ZM73 165V164H72ZM71 165V166H72ZM92 165H89L92 167ZM114 165V164H112ZM166 165L164 167H166ZM175 165V164H174ZM44 166V165H43ZM67 166V165H66ZM69 166V170L70 167ZM74 166V165H73ZM72 166V167H73ZM76 166V165H75ZM87 166V165H86ZM88 166V167H89ZM100 165H98L99 167ZM105 166V167H106ZM160 166V165H159ZM168 166V165H167ZM172 166V165H171ZM261 166V165H260ZM264 166V165H263ZM262 166V168H263ZM95 167V166H94ZM94 167H92L93 169H95ZM97 167V168H98ZM101 167H103L101 165ZM103 167V168H105ZM115 167V166H114ZM61 168V165H60ZM91 168V169H92ZM96 168V169H97ZM102 168V169H103ZM116 168V167H115ZM119 168V167H118ZM7 169L9 171H7ZM29 169V168H28ZM63 169V167H62ZM80 169V168H79ZM85 169V168H84ZM100 169V167H99ZM100 169V171L102 170ZM106 169V168H105ZM123 169V168H122ZM66 170H68V168L66 167ZM65 171L64 173L67 174ZM73 171V168L71 169ZM70 170V173L72 172ZM81 170V169H80ZM108 170V169H107ZM124 170V169H123ZM167 170V169H166ZM170 170V169H169ZM262 170V169H261ZM258 172L255 177L253 178V181H251L250 186L248 187L247 190L242 192V197L241 199H239V202L237 204V212L234 216V220H233V224L230 227L229 231L227 232L228 237H229V244H232V251L230 254V258L227 262V264H264V170L263 172ZM106 171V170H104ZM111 171V170H110ZM152 171V169H151ZM159 171V170H158ZM57 172V169H56ZM60 172V171H59ZM78 172V171H77ZM81 172V171H80ZM86 172V170L84 171ZM83 172V173H84ZM109 171H106V174ZM122 172V171H121ZM166 172V171H165ZM62 173V172H61ZM73 173V172H72ZM152 173V172H151ZM163 173V172H162ZM171 173V172H170ZM187 172L185 171V174ZM16 174V175H17ZM62 174V175H65ZM79 174V173H78ZM82 174V173H81ZM88 174V173H87ZM101 174V173H100ZM109 174V173H108ZM111 174V173H110ZM168 174V173H167ZM192 174V173H190ZM23 175V174H22ZM68 175V174H67ZM86 175V174H85ZM96 175V174H95ZM121 175V174H120ZM72 176V174H71ZM94 176V175H93ZM167 176V175H166ZM192 176V175H191ZM16 176H14L15 178ZM23 176H20L19 178H22ZM66 177V176H65ZM77 176H75L76 178ZM82 177V176H81ZM118 177V176H117ZM158 177V176H157ZM13 178V179H14ZM53 178V177H52ZM79 178V176H78ZM77 178V179H78ZM86 178V177H85ZM18 179V177L16 178ZM16 179L14 181H16ZM25 179V178H22ZM54 179V178H53ZM61 179V178H60ZM64 179V178H62ZM84 179V178H83ZM152 179V178H151ZM154 179V178H153ZM152 179V180H153ZM7 180V181H6ZM12 180V179H11ZM59 180V179H58ZM113 180V179H111ZM52 181V180H51ZM105 181V180H104ZM138 181V180H137ZM13 182V180H12ZM19 182V181H18ZM23 182V181H22ZM24 182H28L27 179ZM64 184H66L65 182H67L66 184V188L63 187H59L61 189L59 190H55L53 192H50L51 190H47L46 193H44L43 196H40L39 193L37 191H35L32 187V191L34 192V196H36V193L38 194V198L36 200H32L29 205V211L31 214H34V216L31 215L30 220H34V223L36 225V229H34L32 232L27 231L25 234H23V236H28V237H24V240L26 242L22 243L19 242L18 239L19 237L16 239V251L13 254L14 255V259L18 258L23 260L24 264H140V261L143 260L145 261L146 264H167V262L165 261L167 259V261H171L174 262L176 261L175 256H178L176 253V251L173 249V246L170 244V241H166L165 243L163 242V247L160 248L159 247V243H154V246L152 245V247L155 250L149 249V247L147 248V246L145 245V241L148 240V238L152 237V234L150 237H148L150 235V233L152 232L154 226L156 225L157 218L158 217H162L163 213H165V211L167 210V205H166V201L165 198H167L168 195L172 194L170 193L169 190L170 189V185L172 183L171 180H169L166 177L165 183L166 185L163 183V187H164V191H162V195L159 196L161 197L160 201H152L153 202V206L149 208V218L144 220L143 222L137 223L134 227H133V231L125 238L124 236V240L120 243V244H115L114 241L111 239V241H106L105 240V244H103L101 241L98 243L91 244L88 243L86 245L87 250H83L81 248V250L84 251V255L78 259V255H76V252L78 249H80V247L77 245L79 242L78 239H81V237H79V228L76 227L78 225V223L76 222V219L74 218L75 212L73 211V205L75 204V200L78 198H81L84 194V192H81L82 194L80 196H78L77 191L74 189H77L78 187L76 186L75 182H73L72 179H69L68 181H63ZM89 182V180H88ZM117 182V181H116ZM122 182V181H121ZM11 183V182H10ZM14 183V182H13ZM59 183V182H58ZM86 183V182H85ZM114 183V182H113ZM143 183V182H142ZM31 184V183H30ZM55 184V183H54ZM60 184V183H59ZM63 184V183H61ZM60 184V185H61ZM63 184V185H64ZM81 184V183H80ZM119 184V183H118ZM15 184H12V186ZM52 185V184H51ZM79 185V183H78ZM85 185V184H84ZM87 185V184H86ZM90 185V184H89ZM108 185V184H107ZM32 186V185H31ZM65 186V185H64ZM85 187V186H84ZM90 187V186H89ZM104 187V186H103ZM55 188V187H54ZM100 188V187H99ZM153 188V187H152ZM172 188V187H171ZM42 189V188H41ZM58 189V188H57ZM82 189V188H81ZM84 189V188H83ZM86 189V188H85ZM96 189V188H95ZM8 190L12 191V188L10 187ZM44 190V189H43ZM41 190V191H43ZM40 191V192H41ZM63 191L65 192V195L67 194V196H65V199L63 197L64 200H62L61 194L63 193ZM91 191V190H90ZM144 191V190H143ZM44 192V191H43ZM93 192V191H92ZM146 192V191H145ZM11 193V192H10ZM6 191L4 192H0V197L2 199V202L0 203V216L2 215V217H7L13 219L12 221H16L17 222V226L13 225V229L15 232H20L18 230V220L16 219L19 216V213L22 212V208H20V201L22 200L20 196H15L16 198L14 199V201L12 202H8L7 198V194H10ZM14 193H17L14 192ZM130 193V192H129ZM132 193V192H131ZM170 193V194H169ZM189 193V192H188ZM192 193V192H191ZM80 194V193H79ZM12 195V194H10ZM33 195V193H32ZM94 195V194H93ZM13 196V195H12ZM11 196V199H12ZM86 195H84L85 197ZM158 196V198H159ZM10 197V196H9ZM40 197V198H39ZM126 197V196H125ZM173 197V196H172ZM36 198V197H35ZM148 198V197H147ZM151 198V197H149ZM154 198V197H153ZM32 199V198H31ZM34 199V198H33ZM41 199L43 200V203L41 202ZM144 199V198H143ZM152 199V198H151ZM147 200V199H145ZM145 200H142L145 201ZM148 201V200H147ZM192 201V200H191ZM136 202V201H135ZM198 201H196L197 203ZM51 203V204H50ZM145 203V202H143ZM47 204H50V207H46ZM141 204V203H140ZM152 204V203H151ZM146 205V204H145ZM83 206V205H82ZM143 205H141L142 207ZM148 207V206H147ZM147 207L145 209H147ZM183 208V207H182ZM80 209V208H79ZM78 209V212H80ZM113 209V208H112ZM141 209V208H140ZM165 209V210H164ZM196 209H199V207H196ZM144 210V208H143ZM194 211V210H193ZM28 212V213H29ZM141 213V211H140ZM143 213V211H142ZM198 213V211H197ZM147 214V213H146ZM126 215V214H125ZM130 215V214H129ZM133 215V214H131ZM142 215V214H140ZM165 215V214H164ZM128 216V215H127ZM137 216V215H136ZM142 217V216H141ZM144 217V216H143ZM125 217H123L124 219ZM128 218V217H127ZM146 218V217H144ZM5 219V218H4ZM109 219V218H108ZM107 219V220H108ZM130 219V218H129ZM128 219V220H129ZM136 219V218H135ZM140 219V218H139ZM195 219V218H194ZM218 219V218H217ZM102 220V219H101ZM111 220V219H110ZM109 220V221H110ZM115 220V219H114ZM122 220V219H121ZM131 220V219H130ZM230 220V219H229ZM78 221V220H77ZM127 221V220H126ZM193 221V220H192ZM107 222V221H106ZM106 222L104 224H106ZM120 222V220H119ZM138 222V221H136ZM26 223V222H25ZM22 223V224H25ZM85 223V222H84ZM89 223V222H88ZM111 223V222H110ZM118 223V222H117ZM122 224V221L120 222ZM124 223H126L124 221ZM130 223V222H129ZM133 223V222H131ZM135 223V222H134ZM87 224V223H86ZM92 224V223H91ZM103 224V225H104ZM109 224V223H108ZM114 224V222H113ZM119 224V223H118ZM158 224V223H157ZM46 227H45V226ZM99 225V224H98ZM116 225V224H115ZM79 226V225H78ZM94 226V225H91ZM105 226V225H104ZM111 226V225H110ZM109 226V227H110ZM121 226V225H120ZM131 226V225H130ZM133 226V225H132ZM95 227V226H94ZM101 227V225H100ZM103 227V226H102ZM108 227V226H107ZM113 227V226H112ZM86 228V227H85ZM91 228V227H90ZM129 228V227H128ZM228 228V227H227ZM83 229V228H82ZM95 229V228H94ZM104 229V228H103ZM107 229V228H106ZM110 229V228H109ZM120 229H122L120 227ZM126 229V227H125ZM79 230V231H78ZM91 230V229H90ZM105 230V229H104ZM124 230V229H123ZM93 231V230H92ZM108 231V230H105ZM117 231V230H116ZM122 231V230H121ZM104 232V231H102ZM110 232V231H109ZM125 232V231H124ZM141 232V234L139 233ZM155 232V230H154ZM21 233V232H20ZM35 233V234H34ZM96 233V232H95ZM101 233V232H100ZM105 233V232H104ZM107 233V232H106ZM138 233V234H137ZM19 234V233H18ZM113 234V233H112ZM115 234V233H114ZM100 236V234H98ZM110 235V234H109ZM126 235V234H124ZM154 235V234H153ZM89 237V236H88ZM87 237V238H88ZM104 237V236H103ZM114 237V236H113ZM148 237V238H147ZM161 237L163 238V236L161 235ZM86 238V237H85ZM93 238V237H91ZM120 238V237H119ZM3 239V238H2ZM110 239V238H109ZM115 239V238H114ZM117 239V238H116ZM122 239V238H121ZM94 240V239H93ZM164 240V239H163ZM83 242L85 240H82ZM124 241L126 243H124ZM154 241V240H153ZM3 242V241H2ZM89 242V241H88ZM97 242V241H96ZM162 242V241H161ZM220 242V241H219ZM77 243V244H76ZM86 243V241L84 242ZM83 243V244H84ZM2 244V243H1ZM82 244V242L80 243ZM78 247H77V246ZM83 246V245H82ZM130 247V248H128ZM2 250V249H1ZM80 250V253H81ZM20 251V252H19ZM82 251V253H83ZM2 252V251H1ZM19 252V253H18ZM176 252V253H175ZM202 255V254H201ZM1 256V255H0ZM8 256V255H7ZM206 261H203V264ZM183 263V262H182ZM225 263V262H224ZM173 264H176V262H174ZM178 264V263H177ZM186 264V263H185ZM190 264V262H189ZM192 264V263H191ZM219 264V263H218Z\"/></svg>",
  "mask_w": 264,
  "mask_h": 264
}]
</instances>
